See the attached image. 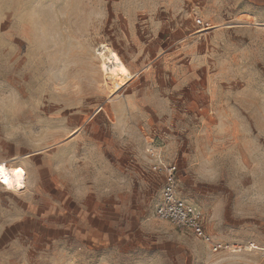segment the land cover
I'll list each match as a JSON object with an SVG mask.
<instances>
[{
  "label": "rangeland",
  "instance_id": "rangeland-1",
  "mask_svg": "<svg viewBox=\"0 0 264 264\" xmlns=\"http://www.w3.org/2000/svg\"><path fill=\"white\" fill-rule=\"evenodd\" d=\"M160 44L147 79L103 71L107 48L141 69ZM147 134L206 233L253 252L156 217ZM0 163L27 176L0 184V264H264V0H0Z\"/></svg>",
  "mask_w": 264,
  "mask_h": 264
},
{
  "label": "built area",
  "instance_id": "built-area-1",
  "mask_svg": "<svg viewBox=\"0 0 264 264\" xmlns=\"http://www.w3.org/2000/svg\"><path fill=\"white\" fill-rule=\"evenodd\" d=\"M147 144V156L151 171L163 180L161 200L156 208V217L172 223L179 229L195 232L214 253L253 252L255 250L254 244L226 246L214 241L213 237L206 233L202 214L179 195V161L166 158L163 150L156 147L153 140L147 139Z\"/></svg>",
  "mask_w": 264,
  "mask_h": 264
},
{
  "label": "crops",
  "instance_id": "crops-1",
  "mask_svg": "<svg viewBox=\"0 0 264 264\" xmlns=\"http://www.w3.org/2000/svg\"><path fill=\"white\" fill-rule=\"evenodd\" d=\"M155 49L157 51H158V49L162 50L161 44L158 47L155 46L153 48H150L149 53H148V57H146L147 56V52H145V54L143 55V57H141V60L140 61L138 60L139 62L143 61V63H141V69H136V66H137L136 64H131V62L130 63H127V67L130 69V71L133 74H135V76L137 74H139L138 72L141 73V72L146 71L145 79H147V67L148 66H151V65L152 66L153 65L156 66V65H158V63L159 64L161 63V61H162L163 58H162L161 55L160 56L157 55ZM152 68L153 67H150L149 69H152ZM154 80H156L158 82V85L160 87H166L167 86L168 80H167V77H166L165 74L155 75L154 76ZM217 89H218V85L217 84H210L209 85V90H207V91H208V93L210 92L209 94L211 96H213V95L216 96L215 94L217 92ZM176 94H178V93H176ZM176 100H177V102H179V104L180 103H184V98H182V97H179L178 98V95H176ZM149 103L150 102H147V105H146V103H142V105H141V106L144 107V110L147 111V117L150 116V115H153L154 113L157 112V110L155 108L151 107ZM140 104L141 103L139 101H136L135 103L129 102L128 109L130 111H132V110L133 111H137V109L139 108ZM212 112H214V111H211V113ZM166 121L167 120L164 119L162 126L161 127L159 126V128H161L160 129V132H161L160 135H161V137H163L165 143L168 145L166 149L169 152L174 153V156L175 155H180V156L185 155V149L183 147H179L178 148L177 146H178V144L184 146L186 144V142H188V140H187L188 138H186V137L184 138V136H183L179 140L176 139L174 141L173 138L171 137V134L166 131V129L169 128V126L167 125L168 123ZM182 128H185V126H183ZM187 128H190V125L187 126ZM152 138L153 139H157L156 137H152L151 135L147 134V139H152ZM213 140L214 141H217V139H214V138L213 139L212 138H207V137L206 138H201V139L199 138V141L200 142H195V143H199V144L205 143V142L208 143V144H214V143H216ZM203 141H205V142H203ZM207 141H209V142H207ZM179 161L181 162V160H179ZM182 168H183L182 165H180V171H179V195H180V197L182 195L181 194V184H183L185 182V180L183 179L184 177H183V173H182L183 172ZM155 176L159 180V182L161 183V194H162L163 180H162V178L160 176H158V175H155ZM161 194H160V200H161ZM159 203H160V201H159Z\"/></svg>",
  "mask_w": 264,
  "mask_h": 264
},
{
  "label": "bare ground",
  "instance_id": "bare-ground-1",
  "mask_svg": "<svg viewBox=\"0 0 264 264\" xmlns=\"http://www.w3.org/2000/svg\"><path fill=\"white\" fill-rule=\"evenodd\" d=\"M107 54L103 55V71L108 76L109 81L119 89L128 79H131V72L115 51L107 48ZM19 169L21 168L8 167L5 163H0V184L10 191L19 192L24 190L26 188V173L22 170L21 177L14 175V172ZM7 180L11 182L8 186L5 183Z\"/></svg>",
  "mask_w": 264,
  "mask_h": 264
},
{
  "label": "snow or ice",
  "instance_id": "snow-or-ice-1",
  "mask_svg": "<svg viewBox=\"0 0 264 264\" xmlns=\"http://www.w3.org/2000/svg\"><path fill=\"white\" fill-rule=\"evenodd\" d=\"M14 175H15V176H20V177H21V175H22V169L16 170V171L14 172ZM5 183H6V186H8L11 182H10V180H7V181H5Z\"/></svg>",
  "mask_w": 264,
  "mask_h": 264
},
{
  "label": "clouds",
  "instance_id": "clouds-1",
  "mask_svg": "<svg viewBox=\"0 0 264 264\" xmlns=\"http://www.w3.org/2000/svg\"><path fill=\"white\" fill-rule=\"evenodd\" d=\"M5 100H7V98H5Z\"/></svg>",
  "mask_w": 264,
  "mask_h": 264
}]
</instances>
